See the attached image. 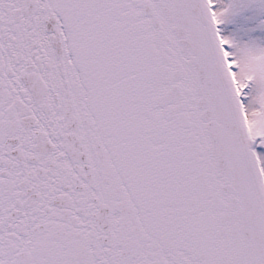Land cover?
I'll return each instance as SVG.
<instances>
[{
    "label": "snow or ice",
    "instance_id": "6c2138e0",
    "mask_svg": "<svg viewBox=\"0 0 264 264\" xmlns=\"http://www.w3.org/2000/svg\"><path fill=\"white\" fill-rule=\"evenodd\" d=\"M0 264H264V0H0Z\"/></svg>",
    "mask_w": 264,
    "mask_h": 264
}]
</instances>
